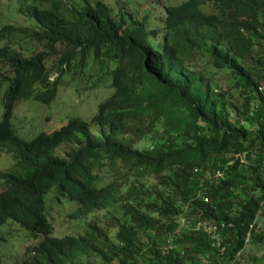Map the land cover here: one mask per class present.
Returning <instances> with one entry per match:
<instances>
[{
    "label": "trees",
    "instance_id": "16d2710c",
    "mask_svg": "<svg viewBox=\"0 0 264 264\" xmlns=\"http://www.w3.org/2000/svg\"><path fill=\"white\" fill-rule=\"evenodd\" d=\"M14 2L0 13V150L14 160L0 169V224L34 241L0 264H231L264 251V0L164 5L156 47L158 28L120 5ZM92 69V86L112 91L89 122L13 132L16 101L49 103L62 75ZM52 188L80 233L52 235Z\"/></svg>",
    "mask_w": 264,
    "mask_h": 264
},
{
    "label": "rangeland",
    "instance_id": "374dc122",
    "mask_svg": "<svg viewBox=\"0 0 264 264\" xmlns=\"http://www.w3.org/2000/svg\"><path fill=\"white\" fill-rule=\"evenodd\" d=\"M68 2H76L77 0H67ZM113 9L116 6H123L127 13L132 17L140 19L145 18L147 27L156 26V37L150 38L153 47L159 44V36L161 34L160 20L163 14L164 5H175L183 0H102ZM6 0H0V13L5 10L4 3ZM14 0H8L7 9L13 8ZM21 17H16L17 23H20ZM216 76V75H214ZM95 80V71L91 70L82 73L80 76L76 74L71 80L70 75L64 74L57 83L55 98L49 103H41L33 99H21L14 103L9 124L13 132L22 139L28 140L39 132H50L68 118L77 117L89 122L91 116L96 110L97 104L107 97L112 88L108 79L92 86ZM4 85L0 86V98ZM2 113V105L0 102V116ZM89 130L96 134L98 127L94 123H89ZM14 160L9 153L5 154L0 150V169L13 164ZM53 188L45 195V204L49 220L53 225V236H61L63 234L75 235L80 233L78 224L70 220L66 213L71 210L73 204L70 201H62L55 199ZM55 191V190H54ZM259 224L264 228V218H259ZM114 229H111L112 233ZM0 232L3 239H0V263H10L17 260L23 253V248L34 240L29 237L26 232L15 222L7 220L0 224ZM258 248H248L244 252L243 257H238L237 261L231 264H259L258 258L263 254ZM264 262V261H263Z\"/></svg>",
    "mask_w": 264,
    "mask_h": 264
},
{
    "label": "built area",
    "instance_id": "2783aa9c",
    "mask_svg": "<svg viewBox=\"0 0 264 264\" xmlns=\"http://www.w3.org/2000/svg\"><path fill=\"white\" fill-rule=\"evenodd\" d=\"M249 227H251V225H249ZM247 240V234H246V237H245V240L244 241H246Z\"/></svg>",
    "mask_w": 264,
    "mask_h": 264
}]
</instances>
